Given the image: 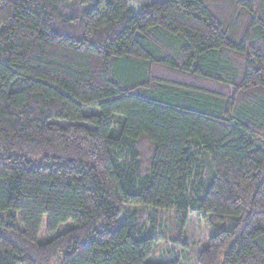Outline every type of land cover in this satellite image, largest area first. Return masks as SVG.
<instances>
[{
    "label": "trees",
    "instance_id": "16d2710c",
    "mask_svg": "<svg viewBox=\"0 0 264 264\" xmlns=\"http://www.w3.org/2000/svg\"><path fill=\"white\" fill-rule=\"evenodd\" d=\"M134 1L0 0V264H264V0Z\"/></svg>",
    "mask_w": 264,
    "mask_h": 264
},
{
    "label": "rangeland",
    "instance_id": "374dc122",
    "mask_svg": "<svg viewBox=\"0 0 264 264\" xmlns=\"http://www.w3.org/2000/svg\"><path fill=\"white\" fill-rule=\"evenodd\" d=\"M164 1L135 0L130 6L137 11L143 5ZM122 219L133 222L146 231L153 229L154 233L159 236L160 245L152 259L156 263L178 259L182 264H197V253L205 246L212 232L210 224L196 215L192 216L187 225L179 229L180 221L175 212L154 211L145 207H129ZM45 223L46 221L40 231L42 241L49 238Z\"/></svg>",
    "mask_w": 264,
    "mask_h": 264
}]
</instances>
